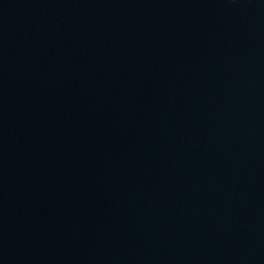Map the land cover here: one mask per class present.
<instances>
[{
    "label": "water",
    "instance_id": "1",
    "mask_svg": "<svg viewBox=\"0 0 264 264\" xmlns=\"http://www.w3.org/2000/svg\"><path fill=\"white\" fill-rule=\"evenodd\" d=\"M0 264H264V0H0Z\"/></svg>",
    "mask_w": 264,
    "mask_h": 264
}]
</instances>
